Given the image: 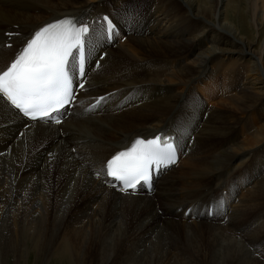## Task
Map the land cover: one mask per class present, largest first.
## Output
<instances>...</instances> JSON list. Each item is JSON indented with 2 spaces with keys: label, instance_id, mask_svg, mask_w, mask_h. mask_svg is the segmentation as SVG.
<instances>
[{
  "label": "bare ground",
  "instance_id": "obj_1",
  "mask_svg": "<svg viewBox=\"0 0 264 264\" xmlns=\"http://www.w3.org/2000/svg\"><path fill=\"white\" fill-rule=\"evenodd\" d=\"M108 12L120 35L88 46L87 84L62 124L0 108V252L22 257L28 241L40 255L55 240L65 264H264V0H0V69L45 23ZM115 57L144 68L103 92L109 78L96 76ZM116 123L126 130L109 143ZM180 124L179 159L151 192L94 174L138 136Z\"/></svg>",
  "mask_w": 264,
  "mask_h": 264
},
{
  "label": "snow or ice",
  "instance_id": "obj_2",
  "mask_svg": "<svg viewBox=\"0 0 264 264\" xmlns=\"http://www.w3.org/2000/svg\"><path fill=\"white\" fill-rule=\"evenodd\" d=\"M130 18L134 21V17ZM119 35L108 15L91 23L74 16L45 23L30 34L14 59L0 69V108L31 121L60 124V117L76 99L74 82L79 83L76 77L83 79L86 75L88 46L95 41L111 43ZM96 63L99 67L100 62ZM79 88L83 89L84 84L79 83ZM104 99L98 97L85 111H95ZM188 131L187 124H180L176 135ZM178 148L173 136L137 137L130 146L111 155L94 174L123 193L129 190L134 193L138 185L151 190L153 173L159 174L174 164Z\"/></svg>",
  "mask_w": 264,
  "mask_h": 264
},
{
  "label": "rangeland",
  "instance_id": "obj_3",
  "mask_svg": "<svg viewBox=\"0 0 264 264\" xmlns=\"http://www.w3.org/2000/svg\"><path fill=\"white\" fill-rule=\"evenodd\" d=\"M229 11H230V13L232 14V16H233V18L235 20L234 15H235L236 12H235V9L233 8V6H229ZM139 25L141 27H144L145 29L147 28L145 26V24H139ZM241 26H242L244 32L245 31L251 32L255 36L254 39L255 40L257 39V37L259 36V35H257L258 34V30H256V29H258V26L257 25L254 26V28H255L254 30L252 29V27L249 28V26L246 25V24L245 25H241ZM262 37H264V36H262ZM258 45H259V40L257 39L256 40V43L254 44V47H258ZM143 68L144 67H141L140 69L136 70L133 67L130 59H128V58L115 57L114 58V63L113 64H110V65H108L106 67L105 74H99V76H96V77L109 78L108 81H107V86H105L103 88L104 89L103 92H107V91H110V89L123 87L125 85H129L130 86V76L131 75H134V74L136 76H138L140 74V72L143 70ZM127 91H129V90H126L125 92H122V94H126ZM99 94H101V93H99ZM132 94H133V92H132ZM111 109L113 110V113L116 114V115L117 114H121V112H122V109H120L119 107L118 108H110V107H107L105 109V111H110ZM123 112H124V110H123ZM120 128L121 127L118 125V123H116L115 130L118 129V131L116 132V135H114L112 137V140H110L108 138L109 143H112V141H114L116 138L120 137L122 135V133L126 130V128H122V129H120ZM84 135H86V137H87V135H91L93 137H96L97 136V135L95 136L93 134H88V133H84ZM83 149H84V147H82V149H78L77 148L78 155L81 156V157H82V153L84 151ZM73 152L75 153L76 150H74ZM213 154H216V153H213ZM198 157L201 158L200 162L202 163V165L204 163L208 164V161L211 158H213V156H211L210 158H207L204 154L202 155L200 153H197L192 158V160L194 161ZM241 157H242V155H241ZM56 177H57V175H53V178H56ZM222 192H223V194H225V193L227 194V192H226L225 189H223ZM38 204H41V201L39 199H38ZM182 207H184V204L182 205ZM182 210H183V208H182ZM182 210H180V207L177 208V212L178 213H181ZM159 213H160V215H163V210L160 209L159 210ZM160 224H161L162 227H164L163 226L164 225L163 222H161ZM196 229H194V231ZM165 230H166L165 228H163V230H162V232L164 231L163 232L164 235L159 234V235H162L163 239H165V236H166L165 234L167 232V230L166 231ZM10 234L11 233L9 232V235ZM153 237H155V235ZM13 242L16 243L14 240H13ZM54 243H55V240L53 241V244H50V243L48 244V247H49L48 252L40 251V255H39L38 252H37V250L29 247V242L28 241L27 242H24V244L26 245V247L24 248V250H26V252L24 253V255L22 257L15 256L12 251H8L7 253L0 252V264H65V262L59 261V258L56 257V256H54L55 252H54V254H52L53 247H54ZM46 246H47V244H45V247L44 248H46ZM49 255H52L54 257H51L50 256L51 258L48 260V257L47 256H49ZM176 260H177V258H176ZM176 260H175V262H176ZM66 262H67V264H72V262H70V261L69 262L66 261Z\"/></svg>",
  "mask_w": 264,
  "mask_h": 264
}]
</instances>
